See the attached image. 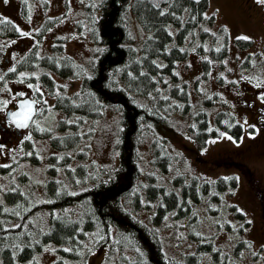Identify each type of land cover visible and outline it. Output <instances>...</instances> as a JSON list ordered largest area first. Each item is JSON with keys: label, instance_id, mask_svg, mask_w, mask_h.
Masks as SVG:
<instances>
[{"label": "trees", "instance_id": "trees-1", "mask_svg": "<svg viewBox=\"0 0 264 264\" xmlns=\"http://www.w3.org/2000/svg\"><path fill=\"white\" fill-rule=\"evenodd\" d=\"M99 7L97 17L89 15V37L94 46L89 74H83L67 56L61 66L55 55L36 57L32 53L23 60L28 69L41 66L64 76L81 75V83L72 96L55 97L53 108L64 115L55 128L33 130L36 137H49L52 147L61 152L47 157L48 176L41 195L34 192L35 184L25 172L13 179L8 177L9 167L0 166L9 182L0 200V264H14L16 260L39 264L33 258L46 243H53L58 253L51 264H64L65 260L85 263L104 247L115 256L110 264H200L207 252L219 254L220 248H215L210 236L191 234L197 239L195 246L191 245V250L176 249V253L167 248L163 232L170 228L175 237V219L182 217L178 221L181 224L185 223L183 217L195 220L197 206L203 208V204L221 219L232 216L236 226L228 221L224 226L242 232L249 221L235 203L226 202L236 188V176H218L210 181L179 174L172 181L181 183L180 191H176L166 190L154 182L152 174H147L141 192L144 200L155 202L148 215L145 213L149 203L142 202L137 190L140 146L146 136H155L154 127L168 123L173 111L188 116V129L198 146L224 133L239 138L242 125L224 102L215 112L213 123L208 120L205 109L220 101L219 94L201 87L197 92L204 106L195 108L187 83L177 70V62L194 49L198 54H208L201 59L202 69L195 86L207 79L211 60H221L227 52L228 31L223 25L210 29L215 14L207 13L208 0H101ZM130 11L141 28L149 32L140 47L135 44L130 27ZM7 21L0 24V36H15V25ZM61 41L56 40V50ZM235 41L242 48L252 44L251 39L241 37ZM39 79L46 93L54 96L55 82L49 73L42 72ZM104 105L120 112L115 143L117 166L100 167L98 173H89L82 163L68 166L72 159L70 149L81 139L78 129L83 117L100 116ZM165 140L159 136L150 138L149 143ZM22 146L24 157L38 162L32 140L26 139ZM168 162L169 155L155 146L152 163L165 170ZM233 163L239 164L234 166L248 176L243 162ZM167 218L173 221L169 226L165 223ZM244 247H248V241L240 240L234 249L239 252Z\"/></svg>", "mask_w": 264, "mask_h": 264}, {"label": "rangeland", "instance_id": "rangeland-1", "mask_svg": "<svg viewBox=\"0 0 264 264\" xmlns=\"http://www.w3.org/2000/svg\"><path fill=\"white\" fill-rule=\"evenodd\" d=\"M101 0H0V20L11 21L16 29L15 36H0V52L3 45L15 41L29 40L22 48L25 51L33 47L38 56H52L55 53V40L63 39L60 43L63 52L69 54L80 67L83 74L91 71L93 43L89 37V15L97 17L100 13ZM24 8V9H23ZM263 6L257 0H208L207 13L215 14V22L210 29L218 25L225 26L229 35L228 49L221 60H211L209 77L195 86V78L201 72V59L207 53L198 54L190 49L185 59L177 62V70L181 80L187 83V90L195 108L203 107L202 98L197 90L208 88L219 94L218 102L206 107L210 124L221 103L234 114L242 125L243 132L238 139L224 133L220 137L211 138L206 145L198 146L193 134L188 129L189 119L179 111L169 115V121L164 127H154L156 137H165V142L151 145L146 136L140 146L141 176L137 190L141 193L142 202H148V214L155 202L144 200L142 188L147 174L155 177V183L165 186L166 190L180 191L181 183H173L176 175L182 174L187 178L196 176L202 180H214L218 176L235 175L237 185L226 202H233L245 214L249 225L242 231L229 230L224 226L228 221L236 226L232 216L225 215L223 219L197 206L196 219L182 217L175 219L176 233L171 236V229L165 228L163 240L167 248L177 250H191L197 239L190 235L205 234L210 236L215 248H220L219 254L211 252L202 255L200 264H261L264 259V215L261 200L255 190L264 199V13ZM130 27L135 37V44L140 47L149 33L141 28L130 11ZM21 33H27V36ZM251 39L249 47H240L236 38ZM69 83L67 94L79 90L81 76L75 77ZM60 109H53L48 103L46 111L35 116L32 123L40 128H55L57 121L62 118ZM71 118H73L71 116ZM120 129L119 109L104 105L101 115L95 118L85 116L78 132L81 135L79 143L70 149L72 156L68 166L74 167L82 163L88 167L89 173H98L100 167L115 168L118 163L116 140ZM151 133V135L153 134ZM59 134V132H54ZM30 136V134H29ZM38 162L33 163L23 157L25 151L17 149L0 165L9 166L8 177L16 179L17 174L25 172L32 183L34 192L41 195L43 185L47 179V157L55 150L50 144L49 137H34ZM160 147L169 155V162L165 170H161L152 163V150ZM241 161L247 167L248 176L242 169L235 167ZM232 165V166H231ZM9 185L7 177L0 172V200L3 198L4 188ZM73 190V189H72ZM150 215V214H148ZM173 222L166 219L167 226ZM178 239V240H177ZM189 240L192 241L189 243ZM240 240L248 241V247L235 251V245ZM177 249V250H176ZM127 251V250H126ZM125 251V252H126ZM181 251V250H180ZM58 257L53 243H46L44 248L34 256L39 264H51ZM115 259L108 248L104 247L89 256L85 263H73L65 260L64 264H110ZM1 263V262H0ZM14 264H23L16 260Z\"/></svg>", "mask_w": 264, "mask_h": 264}, {"label": "flooded vegetation", "instance_id": "flooded-vegetation-1", "mask_svg": "<svg viewBox=\"0 0 264 264\" xmlns=\"http://www.w3.org/2000/svg\"><path fill=\"white\" fill-rule=\"evenodd\" d=\"M262 4V3H261ZM263 8H264V4ZM27 40L15 41L11 44L3 45L0 52V159L11 155L20 145L23 134L28 128L19 130L10 117L11 111L16 108L17 100L21 97L29 96L36 101L38 108L39 101L37 95L43 94L44 87L39 79L38 73H34L35 82L31 81L32 74L22 66L23 59L30 53V48L21 51L27 45ZM14 69V71H10ZM21 73L19 78L17 75ZM16 76V77H15ZM30 80V81H29ZM32 85V87H29ZM39 88V91L36 89Z\"/></svg>", "mask_w": 264, "mask_h": 264}, {"label": "snow or ice", "instance_id": "snow-or-ice-1", "mask_svg": "<svg viewBox=\"0 0 264 264\" xmlns=\"http://www.w3.org/2000/svg\"><path fill=\"white\" fill-rule=\"evenodd\" d=\"M257 2L264 4V0H257ZM7 22L8 21L6 19L0 20V24L7 23ZM16 30L19 31V29H16ZM21 34L24 35V36L28 35L27 33H21ZM244 39H247V38L244 37ZM10 71H14V69H10ZM21 75H23V74H21ZM0 79H2V77H0ZM29 87H32V85H29ZM36 90L39 91V88H37ZM33 103H35V102H33ZM44 103H47V102L45 101ZM22 107H26L27 109H29V112L24 115L23 120H16V119L13 120V123L15 124V126L17 128H26V127H28L27 120H29L31 118V114H30L31 104L22 105ZM12 116L15 118V117L18 116V114L17 113H12ZM0 147H2V146H0Z\"/></svg>", "mask_w": 264, "mask_h": 264}, {"label": "water", "instance_id": "water-1", "mask_svg": "<svg viewBox=\"0 0 264 264\" xmlns=\"http://www.w3.org/2000/svg\"><path fill=\"white\" fill-rule=\"evenodd\" d=\"M34 101L32 99H30L29 97H25L20 99L17 102L18 107L12 112V113H17L18 116L17 117H13L12 113H11V117L12 119H16V120H23L24 115L27 114L29 112V109H27L26 107H22V105H27V104H31V110H30V114H31V118L35 112V103H33ZM31 118L29 120H27V124L29 123V121L31 120ZM20 129V128H19Z\"/></svg>", "mask_w": 264, "mask_h": 264}]
</instances>
